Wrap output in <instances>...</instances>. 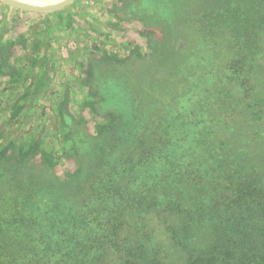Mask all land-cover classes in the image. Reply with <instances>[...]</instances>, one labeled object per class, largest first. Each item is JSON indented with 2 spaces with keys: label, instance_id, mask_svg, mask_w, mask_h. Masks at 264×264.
I'll return each instance as SVG.
<instances>
[{
  "label": "rangeland",
  "instance_id": "obj_1",
  "mask_svg": "<svg viewBox=\"0 0 264 264\" xmlns=\"http://www.w3.org/2000/svg\"><path fill=\"white\" fill-rule=\"evenodd\" d=\"M263 13L264 0H75L48 13L0 0V45L20 71L0 78V174L40 176L62 209L101 188L92 204L119 210L123 238L144 226L150 251L186 264L169 202L230 195L239 174L264 184V44L236 57L245 31L264 42L252 24ZM197 223L189 251L221 234Z\"/></svg>",
  "mask_w": 264,
  "mask_h": 264
},
{
  "label": "trees",
  "instance_id": "obj_2",
  "mask_svg": "<svg viewBox=\"0 0 264 264\" xmlns=\"http://www.w3.org/2000/svg\"><path fill=\"white\" fill-rule=\"evenodd\" d=\"M260 16L252 24H264V13ZM262 35L256 29L240 34L245 45L237 50V62L261 50ZM10 49V44L0 45V78L20 75L11 64ZM12 148L23 157L41 151L48 165L54 164L55 160L46 157L45 150H37V145ZM23 157L20 166L25 164ZM20 174L18 170L0 174V264H165L160 248L150 251L145 245L144 226L136 228L132 238H123L126 223L119 210L92 204L93 196H101V188L89 187L76 210L62 209L67 201L52 198L49 190L53 185L46 191L40 176L25 178ZM239 175L236 180L231 177L235 184L229 185L235 187H230V195L205 191L203 198H189L196 201L192 206L176 198L169 202L166 212L183 223L176 226L172 222L167 231L187 250L186 264H264V184L253 175ZM201 221L221 234L208 248L189 251L183 239ZM226 224L235 226L227 229Z\"/></svg>",
  "mask_w": 264,
  "mask_h": 264
},
{
  "label": "water",
  "instance_id": "obj_3",
  "mask_svg": "<svg viewBox=\"0 0 264 264\" xmlns=\"http://www.w3.org/2000/svg\"><path fill=\"white\" fill-rule=\"evenodd\" d=\"M11 6H14L16 8L25 10V11H31V12H36V13H48V12H55V11H59L62 10L64 8H66L67 6H69L71 3H73L75 0H67L66 2L60 4V5H56L53 7H49V8H32V7H25L22 5H17L13 2H11L10 0H6Z\"/></svg>",
  "mask_w": 264,
  "mask_h": 264
},
{
  "label": "bare ground",
  "instance_id": "obj_4",
  "mask_svg": "<svg viewBox=\"0 0 264 264\" xmlns=\"http://www.w3.org/2000/svg\"><path fill=\"white\" fill-rule=\"evenodd\" d=\"M11 2L17 4V5H22L25 7H32V8H49V7H53L57 5H60L64 2V1H60L58 3H55L54 0H36V1H32V0H10ZM62 2V3H61ZM60 3V4H59ZM32 4V5H30ZM53 5V6H52Z\"/></svg>",
  "mask_w": 264,
  "mask_h": 264
}]
</instances>
